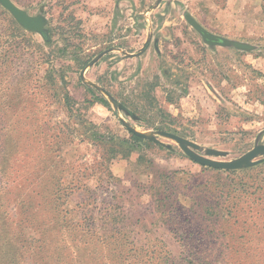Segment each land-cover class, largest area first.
<instances>
[{
  "label": "rangeland",
  "instance_id": "374dc122",
  "mask_svg": "<svg viewBox=\"0 0 264 264\" xmlns=\"http://www.w3.org/2000/svg\"><path fill=\"white\" fill-rule=\"evenodd\" d=\"M11 1L48 39L0 5V264H264V155L125 126L264 144V0Z\"/></svg>",
  "mask_w": 264,
  "mask_h": 264
},
{
  "label": "water",
  "instance_id": "95a60500",
  "mask_svg": "<svg viewBox=\"0 0 264 264\" xmlns=\"http://www.w3.org/2000/svg\"><path fill=\"white\" fill-rule=\"evenodd\" d=\"M0 5L4 9H6L25 30L39 33L44 40L48 39V32L44 27L46 20L42 14L29 15L26 11L15 5L11 0H0ZM184 16L186 21L200 34L202 40L208 45H219L223 47L232 46L239 50H249L252 49L253 47L251 44H248L246 42H241L238 40H230L228 38L215 35L207 31L189 13H186ZM147 45L148 44H145L137 54H140V52L143 51L147 47ZM82 73L81 76H83ZM103 93L116 106L114 98L106 91H103ZM125 126L129 132L143 139L156 141L157 140L155 136L156 134L170 138L178 144L180 149L191 160L211 168L224 169V170H235V169L245 168L253 165L254 159L257 156L264 155V144H257L238 158L232 160L214 159L212 158V156H223L225 155V152L213 148H206L204 150V155H202L197 152V150L200 149L198 144L182 136H179L175 133L169 131H156L155 134H145L143 132L137 131L135 128L127 124Z\"/></svg>",
  "mask_w": 264,
  "mask_h": 264
},
{
  "label": "trees",
  "instance_id": "16d2710c",
  "mask_svg": "<svg viewBox=\"0 0 264 264\" xmlns=\"http://www.w3.org/2000/svg\"><path fill=\"white\" fill-rule=\"evenodd\" d=\"M14 29H16L18 32H19V27L17 28V26H15L14 25ZM20 31H21V33H22V35H27L25 32H23L21 29H20ZM28 35H30V37H32L31 36V34H29L28 33ZM75 101V100H73V99H71L68 95H66L65 96V102L67 103H69V101ZM131 133V132H130ZM131 137H133L134 139H137V140H140L141 139V137H139V136H137V135H135V134H133V133H131ZM215 169H217V168H215Z\"/></svg>",
  "mask_w": 264,
  "mask_h": 264
}]
</instances>
